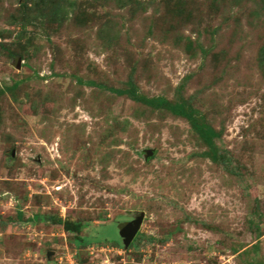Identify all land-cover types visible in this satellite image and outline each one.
<instances>
[{"label": "rangeland", "instance_id": "rangeland-1", "mask_svg": "<svg viewBox=\"0 0 264 264\" xmlns=\"http://www.w3.org/2000/svg\"><path fill=\"white\" fill-rule=\"evenodd\" d=\"M0 264H264V0H0Z\"/></svg>", "mask_w": 264, "mask_h": 264}, {"label": "trees", "instance_id": "trees-1", "mask_svg": "<svg viewBox=\"0 0 264 264\" xmlns=\"http://www.w3.org/2000/svg\"><path fill=\"white\" fill-rule=\"evenodd\" d=\"M154 103L158 106H163L168 104L164 99L161 100L158 99ZM168 107L176 115L185 117L191 123V125L195 127L196 130H199L203 133L204 138L209 142H211L213 139L218 137V133L212 127L201 125L199 122H197V119L194 118V115L188 113L182 105L168 106Z\"/></svg>", "mask_w": 264, "mask_h": 264}, {"label": "water", "instance_id": "water-1", "mask_svg": "<svg viewBox=\"0 0 264 264\" xmlns=\"http://www.w3.org/2000/svg\"><path fill=\"white\" fill-rule=\"evenodd\" d=\"M142 220V216H139L132 221L123 222L118 225V234L122 239L124 247H128L134 240L139 231Z\"/></svg>", "mask_w": 264, "mask_h": 264}]
</instances>
